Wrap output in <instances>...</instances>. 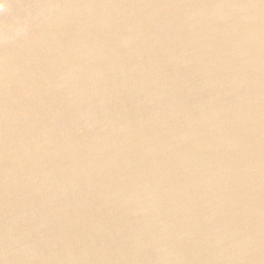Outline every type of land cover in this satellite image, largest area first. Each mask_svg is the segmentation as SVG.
<instances>
[{
  "label": "water",
  "instance_id": "1",
  "mask_svg": "<svg viewBox=\"0 0 264 264\" xmlns=\"http://www.w3.org/2000/svg\"><path fill=\"white\" fill-rule=\"evenodd\" d=\"M0 264H264V0H4Z\"/></svg>",
  "mask_w": 264,
  "mask_h": 264
},
{
  "label": "clouds",
  "instance_id": "2",
  "mask_svg": "<svg viewBox=\"0 0 264 264\" xmlns=\"http://www.w3.org/2000/svg\"><path fill=\"white\" fill-rule=\"evenodd\" d=\"M4 0H0V9L3 8Z\"/></svg>",
  "mask_w": 264,
  "mask_h": 264
}]
</instances>
